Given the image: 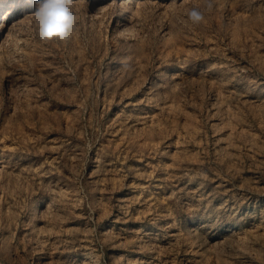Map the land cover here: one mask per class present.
Listing matches in <instances>:
<instances>
[{"label": "rangeland", "instance_id": "1", "mask_svg": "<svg viewBox=\"0 0 264 264\" xmlns=\"http://www.w3.org/2000/svg\"><path fill=\"white\" fill-rule=\"evenodd\" d=\"M212 5L0 0V264H264V0Z\"/></svg>", "mask_w": 264, "mask_h": 264}, {"label": "clouds", "instance_id": "2", "mask_svg": "<svg viewBox=\"0 0 264 264\" xmlns=\"http://www.w3.org/2000/svg\"><path fill=\"white\" fill-rule=\"evenodd\" d=\"M33 13L36 35L43 43L64 42L71 39L78 16L72 8V0H34ZM212 0H207V10L212 9ZM194 25L205 20V12L192 8L187 13Z\"/></svg>", "mask_w": 264, "mask_h": 264}]
</instances>
